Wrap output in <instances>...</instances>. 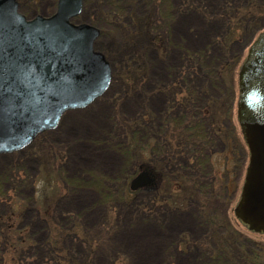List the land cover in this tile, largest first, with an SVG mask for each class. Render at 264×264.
<instances>
[{
  "label": "rangeland",
  "instance_id": "obj_1",
  "mask_svg": "<svg viewBox=\"0 0 264 264\" xmlns=\"http://www.w3.org/2000/svg\"><path fill=\"white\" fill-rule=\"evenodd\" d=\"M18 1L19 10L31 17L51 14L56 0ZM223 1L228 0H83L76 19L98 27L95 48L118 75L111 76L108 88L91 103L66 111L55 128L40 133L41 141L0 154V212L12 208L15 227L25 238L14 246H28L18 264H48L53 253L59 255L51 247L60 248L72 264H239L218 250L227 251L225 243H217L222 236L231 240L236 235L253 242L240 245V255L253 260L250 264H264V232L250 230L235 212L248 161L237 115L238 75L250 45L264 31V15L252 21L253 28L246 33L239 24H227ZM184 17L195 22L181 26ZM140 18H149L151 29L165 33L161 48L136 45L142 42L139 32L131 40L134 45L121 48ZM227 48L234 57V99L228 114L215 116L223 121L216 129L219 139L207 150L202 148L198 167L187 156L178 162V155L172 154L168 169L161 170L155 152H144L141 160L151 158L152 168L160 172L159 190H130L129 181L137 171L130 172L131 165L116 148L125 140L123 120L149 115L154 121L159 115L160 121L170 95L179 91L167 86L176 81V72L184 79L195 76L186 55L202 53L198 59L204 69L219 56L225 60ZM136 53L144 80L130 90L121 74ZM203 69L197 67L196 73ZM202 84L197 77L184 88L194 93L197 88L201 96ZM146 141L150 149L157 142L152 135ZM38 142L40 148L34 147ZM8 168L15 183L2 178ZM189 177H196V184ZM141 227H151L152 234L139 237ZM131 235L135 241L127 246L125 239L128 242ZM150 250L154 254L147 258ZM0 253L5 254L0 264H7L11 252L0 244Z\"/></svg>",
  "mask_w": 264,
  "mask_h": 264
},
{
  "label": "water",
  "instance_id": "obj_2",
  "mask_svg": "<svg viewBox=\"0 0 264 264\" xmlns=\"http://www.w3.org/2000/svg\"><path fill=\"white\" fill-rule=\"evenodd\" d=\"M17 5L0 0V154L56 127L66 110L91 103L111 80L109 62L93 47L99 29L70 20L82 0H57L51 15L29 19ZM238 78V119L249 157L235 212L250 230L264 232V31ZM155 186L147 164L129 181L131 190Z\"/></svg>",
  "mask_w": 264,
  "mask_h": 264
},
{
  "label": "trees",
  "instance_id": "obj_3",
  "mask_svg": "<svg viewBox=\"0 0 264 264\" xmlns=\"http://www.w3.org/2000/svg\"><path fill=\"white\" fill-rule=\"evenodd\" d=\"M139 1L142 2V0ZM223 3V15H226L228 19L227 24H239L241 31L246 33L249 32L248 30L253 28L251 22L257 19L259 15H264V2H256L254 0H228L223 1ZM18 7L20 8V6ZM75 20L80 21L77 19ZM95 21L96 20L93 17L92 23H95ZM151 22L152 20L149 18L138 19L137 25L135 26L136 28L132 30L131 36L128 32H126L129 34L128 36H130V41H124L122 45H120L121 48H127L128 50L129 45H134V41L131 40L133 36H135L134 34H138V32L139 35L143 37L141 39L142 42L137 43L136 45L143 44L145 48H161V42L163 44V40H165V33H156L153 29H151L153 28L151 27ZM227 35H230L228 30ZM229 38H227L228 40H226V42L232 39ZM226 42H224V45ZM229 45L230 43L228 44L227 42L226 46L229 47ZM229 52L230 49L227 48L225 51L227 54L225 60L223 57L220 58L219 56L213 59V62L207 63L204 69L201 65L202 59H200L204 57L202 53L199 55L187 54L186 57L189 59H187L186 64L190 66V68L192 67V70L195 72L192 73V71H190V73L195 76L194 78H189L186 75V78L184 79L179 72H176V81H171L172 83L167 86L170 89L175 86V88L179 91L177 93H174L173 91V96L175 95L174 97L170 95V100L167 102L168 105L166 103V108L164 109V116L160 118V121L158 119L159 115L154 118V121L152 118H149V115L148 118L141 116L136 119L123 120L125 123L124 127L126 129V136L125 140L121 144L117 145L116 148L124 155L128 165H131L130 172H136L141 164H150V161L152 162L151 158L145 162L141 160L142 154L144 152L150 154L151 150L155 152V156H158L159 163H157L158 165L156 167L161 170L168 169L169 159L172 154L178 155V162L182 156H187L186 158L192 160L193 165L198 167L200 160L202 159V148L205 147L207 150L209 145H211L217 138L219 139V136L215 135V132L216 129L221 126L223 121L221 119L222 117L216 119L215 116L228 114L230 103L234 99L232 86L234 82L233 75H235L236 72L233 66L234 61L232 62L234 57L229 56ZM198 57L200 58L198 59ZM129 58L130 57L128 56V59ZM137 59H140L139 54L133 57L130 64L125 65L126 69L124 70L123 75L121 74L125 83L128 87H130V90H133L138 85L142 84L144 80L145 70L142 68V63L140 62L141 59L139 61ZM197 67H200L203 71L197 74ZM111 72L112 77L113 74L118 75L117 69L113 73L112 68ZM190 73H187L189 74L188 76L191 75ZM197 77H200L204 82V84L200 87L202 90L201 96L197 95L199 93L197 88L195 93L193 90L190 91L191 89L189 90V87H186V89L184 88V85H190ZM210 89H212L217 96H215L212 92H209ZM217 90L219 91V96L216 92ZM214 97H218L219 102L218 98ZM157 119L158 123L156 125L155 122ZM41 134H39L29 145H33L36 141H41ZM150 135L154 136L157 141L153 149L147 148L148 143L146 138L148 139V136ZM39 144V142L36 143L34 147H39ZM126 171L129 172L128 170ZM11 172L12 169L8 168L7 174L3 175L2 178H6L8 180L12 179L13 182L16 181L12 178L13 176L10 174ZM125 174L129 176L128 173ZM187 180L190 181L191 184H196V177H189ZM14 215L15 214L13 213L12 208L7 210L5 213L0 212V244L6 247V251L9 250L11 252L7 258V264H18V259L20 260L21 257L20 254L28 249V246L24 245L14 246L15 243L25 241V238L22 236V232L15 227L14 222L16 220ZM47 218L49 219V216H47ZM57 240L60 241V239ZM57 240H54L55 242L53 244L57 245ZM217 243L218 245L223 243L226 244L227 251L223 250V247L218 250L227 252L226 255L228 258L238 261L239 264L253 263V260H248V258L240 255L241 253L239 252L240 245H253L252 240L244 237L241 238L237 235L232 236L231 240L230 237L228 239L222 236L217 239ZM51 249L56 251L59 255L53 253L54 256L48 259V264H72L71 258H67L66 253H61L60 248L56 249L51 247ZM4 255L5 254L0 253L1 259ZM14 260L16 261L14 262Z\"/></svg>",
  "mask_w": 264,
  "mask_h": 264
},
{
  "label": "bare ground",
  "instance_id": "obj_4",
  "mask_svg": "<svg viewBox=\"0 0 264 264\" xmlns=\"http://www.w3.org/2000/svg\"><path fill=\"white\" fill-rule=\"evenodd\" d=\"M56 2H57V0L55 1V5H56ZM19 6V5H18ZM18 9H19V7H18ZM20 11V10H19ZM21 12V11H20ZM22 13V12H21ZM81 13V11L78 13V15ZM26 18H32V17H34L35 15H40V14H34L33 16H31V17H27L24 13H22ZM77 15V16H78ZM42 16H44V15H42ZM46 16H48V15H46ZM73 18V17H72ZM72 18L70 19V20H72ZM80 22H83V21H77V23H80ZM185 22H195V18H193V17H184V18H182L181 19V21H180V24H181V26L185 23ZM87 23V22H86ZM212 28V26H209V29H211ZM203 36V34L201 35V37ZM93 45H94V43H93ZM102 110V109H101ZM67 111V110H66ZM108 158H111V157H108ZM86 162H89V160H86ZM142 228V227H141ZM137 232H140L139 231V229H138V231ZM152 232H153V230L151 229V227H145V228H142V232H140V233H136L139 237L142 235L141 233H143V234H152ZM135 234V233H134ZM126 235V234H125ZM133 235V234H132ZM130 236L129 237V239H128V242H127V240L125 239V244L127 245V246H130V244L131 243H134V239H133V236ZM144 237V236H143ZM124 236L121 238V241L122 240H124ZM127 242V243H126ZM153 254H154V252H152V250H150V252H149V254H148V257L147 258H152V256H153ZM140 264H142V261H140Z\"/></svg>",
  "mask_w": 264,
  "mask_h": 264
},
{
  "label": "flooded vegetation",
  "instance_id": "obj_5",
  "mask_svg": "<svg viewBox=\"0 0 264 264\" xmlns=\"http://www.w3.org/2000/svg\"><path fill=\"white\" fill-rule=\"evenodd\" d=\"M215 135H218V132H217V131L215 132ZM232 154H233V152H232ZM158 188H159V186H157V188H153L151 191H153V190H154V191H155V190H159Z\"/></svg>",
  "mask_w": 264,
  "mask_h": 264
}]
</instances>
